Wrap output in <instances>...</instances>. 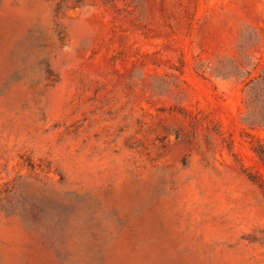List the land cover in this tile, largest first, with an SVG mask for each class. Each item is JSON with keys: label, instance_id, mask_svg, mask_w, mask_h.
Listing matches in <instances>:
<instances>
[{"label": "rangeland", "instance_id": "1", "mask_svg": "<svg viewBox=\"0 0 264 264\" xmlns=\"http://www.w3.org/2000/svg\"><path fill=\"white\" fill-rule=\"evenodd\" d=\"M264 0H0V264H264Z\"/></svg>", "mask_w": 264, "mask_h": 264}, {"label": "trees", "instance_id": "2", "mask_svg": "<svg viewBox=\"0 0 264 264\" xmlns=\"http://www.w3.org/2000/svg\"><path fill=\"white\" fill-rule=\"evenodd\" d=\"M258 151H259L260 154H262V155L264 154V152L262 150H258ZM262 159L264 161V158H262Z\"/></svg>", "mask_w": 264, "mask_h": 264}]
</instances>
